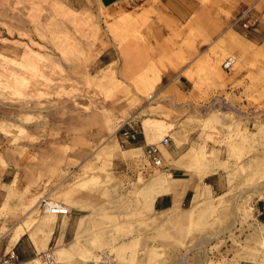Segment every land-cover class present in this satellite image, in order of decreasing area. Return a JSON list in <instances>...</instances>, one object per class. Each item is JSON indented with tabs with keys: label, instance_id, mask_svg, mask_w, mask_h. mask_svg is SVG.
I'll return each instance as SVG.
<instances>
[{
	"label": "rangeland",
	"instance_id": "obj_1",
	"mask_svg": "<svg viewBox=\"0 0 264 264\" xmlns=\"http://www.w3.org/2000/svg\"><path fill=\"white\" fill-rule=\"evenodd\" d=\"M196 1L226 23L194 57L214 25L178 21V0H0V255L14 252L11 264H264V0ZM246 7L257 24L244 37L230 21ZM164 74L190 85L171 90ZM145 119L153 143L169 140L173 176L196 182L162 211L172 171L118 133L129 121L143 137ZM42 198L70 214L48 215ZM22 228L25 261L9 243Z\"/></svg>",
	"mask_w": 264,
	"mask_h": 264
},
{
	"label": "crops",
	"instance_id": "obj_2",
	"mask_svg": "<svg viewBox=\"0 0 264 264\" xmlns=\"http://www.w3.org/2000/svg\"><path fill=\"white\" fill-rule=\"evenodd\" d=\"M179 3V8H177V10H173L172 15L175 16L178 21H181L182 19H190L192 16H195V19L199 22H203L205 25L207 24V17L210 16L211 17V25H214V28L211 29V33H210V41L207 44H196L195 46V53L193 54L194 57H197L199 55H201L202 51L205 53H207L209 51V49L211 48L212 44L215 43V40L219 34L223 31V26L226 23L225 19H222L221 16L219 17V15H217V11L216 10H211L210 14H206L203 10L202 5L197 2L196 0H178ZM233 8V7H232ZM235 9V8H233ZM202 25V24H201ZM201 48H205V50L200 51ZM162 78L166 81L167 83V87L171 90H178L180 91H184L186 85H190V81L184 77L183 75H168V74H164L162 76ZM153 120L150 119H145L142 124H141V132L143 137L138 136L137 139L134 142H129V143H123L126 146H132L134 149V151L137 150H143L146 148L147 145L149 144H153L154 141V136H155V131L153 130L152 127V123H150ZM158 121V120H156ZM157 131V129H156ZM158 132V131H157ZM130 149V150H131ZM178 150L179 148L174 145L173 143L171 144V147L169 149V156L173 159L176 158L178 156ZM162 162H163V167H167L168 171H172L171 175L173 176V173H178L181 172L178 169L171 167L170 163L168 161V158H165L164 156H162ZM180 175H183V173H180ZM177 176H173V180H174V185L172 186H166V185H161L159 186V195L157 196V199L154 203V209L155 206H158V211H162L165 209H169L172 207L173 205V201H185V197L187 195L188 192H191L193 190V187L195 185V181L194 180H187V179H183V178H175ZM183 183L186 184L187 186H185L186 190L183 193V195L178 196L177 191H174L173 189H179L181 187H183ZM170 190V192H169ZM179 203V204H180ZM156 210V209H155ZM157 211V210H156ZM56 217V216H55ZM21 235L18 237V239L10 246H14L17 252V258L18 260L20 259L21 261H25L28 258V256H30V254H33L32 250H29L28 253L26 254L24 251V245H22L21 240H20Z\"/></svg>",
	"mask_w": 264,
	"mask_h": 264
},
{
	"label": "built area",
	"instance_id": "obj_3",
	"mask_svg": "<svg viewBox=\"0 0 264 264\" xmlns=\"http://www.w3.org/2000/svg\"><path fill=\"white\" fill-rule=\"evenodd\" d=\"M257 24V20L252 16L250 10H244L237 16H235V19L233 21V26L238 25L243 29L244 35H246L249 31L253 30ZM230 65V61L228 60V63H225L226 67ZM119 137L121 139L122 143H129L134 142L137 137L139 136L138 130L134 128L133 125L130 124V122H125L121 127L118 129ZM169 146V140L166 138H163L159 141V144H153V145H147L145 148L144 156L146 160L153 164L154 166H160L162 162V156L160 148H168ZM50 200L47 198H42L39 201L38 207L41 211H44L45 208L49 205ZM69 213H59L58 215L66 216L69 215ZM13 260H16V256L14 252H8L3 255H0V264H11Z\"/></svg>",
	"mask_w": 264,
	"mask_h": 264
},
{
	"label": "bare ground",
	"instance_id": "obj_4",
	"mask_svg": "<svg viewBox=\"0 0 264 264\" xmlns=\"http://www.w3.org/2000/svg\"><path fill=\"white\" fill-rule=\"evenodd\" d=\"M250 10L251 11V8H249V7H246L245 9H242V11H244V10ZM242 11H240V12H238L237 14H240ZM237 16V15H236ZM234 19H235V16L231 19V21H230V27H233V21H234ZM242 35L244 36V37H246V35H244V32L242 33ZM153 144H155V143H153ZM153 144H149V145H153ZM156 144H159V142L158 143H156ZM162 149H164V148H162ZM164 150H166V149H164ZM144 152H145V150H144ZM162 156V155H161ZM147 161V160H146ZM148 162V161H147ZM149 163V162H148ZM151 164V163H150ZM153 165V164H152ZM161 165H162V162H161ZM161 165L160 166H155V167H158V168H160L161 167ZM174 191H177V193H178V196H181V195H183V193L185 192V190H186V188H185V186H183V187H181V188H179V189H173ZM169 192H170V190H169ZM196 197V196H195ZM43 212H45V213H47L48 215L50 214V215H52V216H58V214L60 213H64V212H66V213H69V210L65 207V206H63V205H58V204H53V202L52 201H50V203H49V205L47 206V208H45L44 209V211ZM41 225L43 226V228H45L46 230H48L49 232H51V230H52V221L50 220V218H48V216H47V218L45 219H43L42 221H41ZM26 232V229L25 228H22V229H19L18 231H16V233L11 237V239H10V241H9V243H10V245H12L17 239H18V237L22 234V233H25ZM34 264H40L39 263V261L38 260H34Z\"/></svg>",
	"mask_w": 264,
	"mask_h": 264
},
{
	"label": "trees",
	"instance_id": "obj_5",
	"mask_svg": "<svg viewBox=\"0 0 264 264\" xmlns=\"http://www.w3.org/2000/svg\"><path fill=\"white\" fill-rule=\"evenodd\" d=\"M191 196H192L191 192H188L186 197H185V201L184 202L185 203L188 202L190 200ZM155 209L158 211L159 210L158 206H155Z\"/></svg>",
	"mask_w": 264,
	"mask_h": 264
},
{
	"label": "water",
	"instance_id": "obj_6",
	"mask_svg": "<svg viewBox=\"0 0 264 264\" xmlns=\"http://www.w3.org/2000/svg\"><path fill=\"white\" fill-rule=\"evenodd\" d=\"M114 1H116V0H105V5H107V4H109V3H112V2H114Z\"/></svg>",
	"mask_w": 264,
	"mask_h": 264
}]
</instances>
